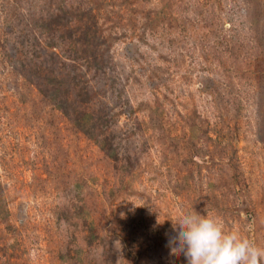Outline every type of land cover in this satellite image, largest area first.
<instances>
[{
  "label": "rangeland",
  "instance_id": "1",
  "mask_svg": "<svg viewBox=\"0 0 264 264\" xmlns=\"http://www.w3.org/2000/svg\"><path fill=\"white\" fill-rule=\"evenodd\" d=\"M194 211L264 249V0H0V264H187Z\"/></svg>",
  "mask_w": 264,
  "mask_h": 264
},
{
  "label": "clouds",
  "instance_id": "2",
  "mask_svg": "<svg viewBox=\"0 0 264 264\" xmlns=\"http://www.w3.org/2000/svg\"><path fill=\"white\" fill-rule=\"evenodd\" d=\"M176 243L172 252L181 251L187 264H259L264 249L253 245L237 232H226L218 217L196 211L173 221Z\"/></svg>",
  "mask_w": 264,
  "mask_h": 264
}]
</instances>
